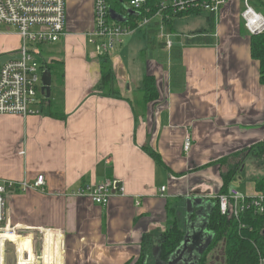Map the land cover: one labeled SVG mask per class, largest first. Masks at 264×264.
I'll return each mask as SVG.
<instances>
[{
    "label": "crops",
    "instance_id": "0c3cea01",
    "mask_svg": "<svg viewBox=\"0 0 264 264\" xmlns=\"http://www.w3.org/2000/svg\"><path fill=\"white\" fill-rule=\"evenodd\" d=\"M94 3L67 0L66 35L42 46L46 60L64 61V86L52 89L47 99L60 98L67 118L0 114V177L31 184L40 174L46 177L44 190L8 197L15 234L31 235L3 237L19 243L21 251H35L40 241L41 254L47 249L50 258V248L55 250L54 264H134L145 235L167 229L169 201H177L185 232L187 197L213 202L222 187L220 165L212 163L264 140V85L236 3L228 1L215 17V43L184 47L185 81L178 90L171 86L169 63L144 54L146 41L140 51H132L130 36L115 52L97 51L90 39ZM2 27L8 29L0 30V57L16 53L22 43L16 28ZM191 33L173 32L194 37ZM104 56L120 97L97 88ZM149 74L156 78L159 97L141 111L139 87ZM187 136L189 151L184 150ZM146 145L166 166L155 162ZM260 179L251 180V191ZM107 180L119 186L107 205L74 194ZM157 256L154 247L147 264H156Z\"/></svg>",
    "mask_w": 264,
    "mask_h": 264
},
{
    "label": "built area",
    "instance_id": "2783aa9c",
    "mask_svg": "<svg viewBox=\"0 0 264 264\" xmlns=\"http://www.w3.org/2000/svg\"><path fill=\"white\" fill-rule=\"evenodd\" d=\"M229 0H95L94 29L91 42L100 53L115 52L124 39L137 29L151 22L160 24V36L166 40L167 47L173 44L172 34L167 32V24L180 13L208 11L217 14ZM244 9L242 19L250 34L264 32V0H242ZM67 0H0V25L16 28L22 39L20 49L13 54L19 58L11 59L0 66V114L28 116L43 114V104L47 94L43 91L42 76L50 61L43 57L42 46L59 42L66 35ZM129 10L137 14H129ZM115 11L126 17L118 22L111 17ZM125 23L128 26H125ZM192 139L187 136L184 150L189 151ZM46 177L40 174L34 183L7 180L0 177V264H53L54 256L41 255L29 248L20 250L19 243L9 237L25 236L15 234L11 227L8 210V197L17 191L27 189L44 190ZM119 188L116 181L107 180L96 186H85L74 194L88 196L99 205H107ZM123 191V188H121ZM166 188L162 187L161 191ZM222 214L240 220L247 212L264 215V189L241 193L235 189L229 194H217ZM140 204V202H138ZM13 230V232H12ZM51 235L52 234H48ZM33 243V240H32ZM33 247V244L31 245ZM20 252L22 259L20 258ZM12 259V262H10ZM260 264L264 256L260 255Z\"/></svg>",
    "mask_w": 264,
    "mask_h": 264
},
{
    "label": "trees",
    "instance_id": "16d2710c",
    "mask_svg": "<svg viewBox=\"0 0 264 264\" xmlns=\"http://www.w3.org/2000/svg\"><path fill=\"white\" fill-rule=\"evenodd\" d=\"M126 1V0H124ZM201 10H199V13ZM193 13V12H192ZM188 13H180L176 17H180ZM215 15L210 14L208 22L210 31L206 34L205 30L192 32L194 37L173 34V20L167 24V29L172 32L173 44L167 47L166 40L160 36V24L151 22L143 29L146 46L144 54L149 57H159L167 65L169 63L171 70V86L173 89H180L185 81V69L183 66V49L189 45H209L215 43L214 24ZM251 56L259 62L260 81L264 85V32L259 34H251L250 36ZM47 70L51 72L53 82L52 89L62 88L65 83V64L62 60H51L46 64ZM101 81L97 88L105 94H113L120 97V92L112 87L113 72L111 64L106 56L103 57L101 65ZM57 87V88H56ZM54 89V90H55ZM141 92V111L146 109L147 105L158 99L159 91L157 88L156 78L154 75H147L139 87ZM138 113V112H137ZM143 113V112H142ZM43 114L52 118L65 120L63 102L60 98H49L43 104ZM158 165L166 166L162 155L150 148H143ZM257 153L258 158L264 163V140L255 144L248 150L239 151L229 156L223 157L212 164H219L221 169L222 187L218 194H229L230 184L236 178L238 172L243 165L244 157L249 153ZM211 164V165H212ZM259 190L264 189V178L257 181ZM176 200L167 203V212L169 220L167 221V229L161 232L153 229L144 237V243L139 258L134 264H147V258L153 251L154 247H158L160 260L168 261L170 256L177 250L183 241L185 232L180 226ZM215 207L208 221V229L214 233V238L208 248L204 251L199 259L198 264H205L209 252L218 246L222 241L225 246L224 257L225 262L222 264H260V255L264 256V215H255L253 212L244 213L240 220L228 215L222 214L218 199L213 200ZM131 264V262L127 263Z\"/></svg>",
    "mask_w": 264,
    "mask_h": 264
},
{
    "label": "rangeland",
    "instance_id": "374dc122",
    "mask_svg": "<svg viewBox=\"0 0 264 264\" xmlns=\"http://www.w3.org/2000/svg\"><path fill=\"white\" fill-rule=\"evenodd\" d=\"M230 1V0H229ZM231 2L236 3L238 6L237 11H241L244 9V3L242 0H231ZM243 11V10H242ZM208 15L210 13L208 11H201L199 12H193L191 14H186L180 17H176L173 22V29L178 34H189L192 31H197L200 29H207L210 30V24L208 22ZM218 22V19H217ZM3 25H0V30H6L8 28L2 27ZM125 26H128L127 23H125ZM143 28L137 29L133 34L130 35V39L134 40V42L131 44L130 47H132V51H140L143 46H145V40L143 35ZM168 32L170 33V28L168 29ZM118 48V47H117ZM144 48V47H143ZM140 53V52H139ZM136 96V95H135ZM137 109H140L141 106L136 105ZM257 153L249 154V156L246 158L244 164V170L239 172L237 174L236 178L231 182L230 184V190H237L241 193H247L251 191L252 188V179H260L264 176V163H262V159L258 158L256 156ZM24 230H21L18 228V232H23ZM13 232V230H12ZM23 234L31 235L29 232H24ZM49 237L51 235H48ZM33 237V236H32ZM36 237H33L32 239L35 240ZM36 241V240H35ZM44 243V240H43ZM35 252L40 253L41 255V249H42V243L40 241L35 242ZM57 250V249H56ZM224 250L225 246L222 241L218 243V246L209 252V255L207 256L205 264H222L225 262L224 257ZM51 257L55 254V250L50 248ZM54 264V263H53Z\"/></svg>",
    "mask_w": 264,
    "mask_h": 264
},
{
    "label": "water",
    "instance_id": "95a60500",
    "mask_svg": "<svg viewBox=\"0 0 264 264\" xmlns=\"http://www.w3.org/2000/svg\"><path fill=\"white\" fill-rule=\"evenodd\" d=\"M129 14L135 15L136 12L129 10ZM111 17L118 21H126V17L111 11ZM18 54H6L0 57V63L19 58ZM43 91L46 92L47 98L51 95L52 76L49 70H46L42 76ZM215 204L206 201L202 197H187L186 199V226L183 241L177 250L171 255L167 264H197L194 257L199 259L204 251L211 244L214 233L208 229V221L214 210ZM12 262V259H10Z\"/></svg>",
    "mask_w": 264,
    "mask_h": 264
},
{
    "label": "flooded vegetation",
    "instance_id": "af4514ba",
    "mask_svg": "<svg viewBox=\"0 0 264 264\" xmlns=\"http://www.w3.org/2000/svg\"><path fill=\"white\" fill-rule=\"evenodd\" d=\"M170 257H171V256H170ZM168 260H169V259H168ZM157 261H158V262H156V264H167V261H161V260H160L159 251H158ZM194 261L199 262V257H198V256H195V257H194ZM180 264H182V263H180ZM197 264H198V263H197Z\"/></svg>",
    "mask_w": 264,
    "mask_h": 264
}]
</instances>
